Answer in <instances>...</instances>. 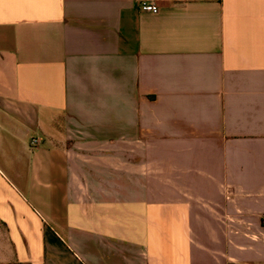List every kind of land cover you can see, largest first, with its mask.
I'll return each mask as SVG.
<instances>
[{
	"label": "crops",
	"instance_id": "0c3cea01",
	"mask_svg": "<svg viewBox=\"0 0 264 264\" xmlns=\"http://www.w3.org/2000/svg\"><path fill=\"white\" fill-rule=\"evenodd\" d=\"M139 1L0 0V264H264V0Z\"/></svg>",
	"mask_w": 264,
	"mask_h": 264
},
{
	"label": "built area",
	"instance_id": "2783aa9c",
	"mask_svg": "<svg viewBox=\"0 0 264 264\" xmlns=\"http://www.w3.org/2000/svg\"><path fill=\"white\" fill-rule=\"evenodd\" d=\"M159 0H140L138 5L143 12H149L153 14L159 13ZM41 144V141L38 138H34L31 141L32 148H36Z\"/></svg>",
	"mask_w": 264,
	"mask_h": 264
}]
</instances>
